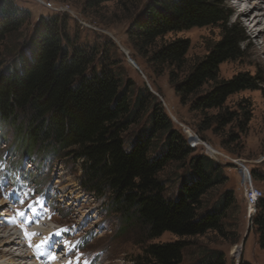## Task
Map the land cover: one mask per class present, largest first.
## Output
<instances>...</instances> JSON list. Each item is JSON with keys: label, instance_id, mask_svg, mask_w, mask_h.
Returning a JSON list of instances; mask_svg holds the SVG:
<instances>
[{"label": "trees", "instance_id": "obj_1", "mask_svg": "<svg viewBox=\"0 0 264 264\" xmlns=\"http://www.w3.org/2000/svg\"><path fill=\"white\" fill-rule=\"evenodd\" d=\"M111 1L86 0L85 7L96 9ZM118 2L124 8L137 6L140 0ZM230 13L221 0H149L127 32L133 49L150 57L155 68L173 69L170 79L182 102L192 99L191 109L203 115L219 111L207 123V128L214 123L216 131L238 123L237 115L224 109L228 99L259 90L261 83L246 73L230 80L220 77L221 65L241 58L240 45L245 42L243 27L227 26ZM66 14L41 16L12 66L0 67V124L14 129L18 152L23 157L54 156L80 163L82 188L99 198L109 196L112 209L122 213L126 225L142 227L145 241L166 233L186 239L220 231L233 194L227 192L211 212H203L204 198L228 182L226 166L195 155L157 99L144 90L134 95V85L124 84L119 63H105L108 54L100 70L94 67L98 47L78 44L70 34ZM31 21L30 10L15 0H0V47ZM217 25L223 26L221 39L179 81L174 71L184 72L190 41L178 38L159 44V40L171 33ZM206 86L209 90L202 93ZM149 107L150 125L126 146L129 132ZM187 161L189 172L178 195L167 196L160 174L171 163L185 166ZM252 173L255 180L264 182L263 174ZM257 211L253 225L264 249V198ZM186 246L183 240L145 244L143 261L183 264ZM204 264L226 262L218 254Z\"/></svg>", "mask_w": 264, "mask_h": 264}, {"label": "rangeland", "instance_id": "obj_2", "mask_svg": "<svg viewBox=\"0 0 264 264\" xmlns=\"http://www.w3.org/2000/svg\"><path fill=\"white\" fill-rule=\"evenodd\" d=\"M148 1L140 0L137 6L122 8L118 0H113L99 8L87 9L86 0H15L20 7L30 10L32 21L9 35L1 45L0 67L12 66L41 16L56 14L45 8L44 2L65 8L72 37L79 45L99 49L94 67L100 70L102 60L108 54L110 60L105 58L109 60L105 63L110 65L115 60L119 63L117 68L123 73L124 84L131 82L134 85V95L144 90L157 99L173 128L187 140L195 155L209 157L226 166L228 182L205 196L203 210L214 211L227 192L233 194V201L224 213L221 230L186 239L166 233L158 239L145 241L142 227L134 223L126 225L122 213L112 209L109 196L99 198L82 188L80 163L54 156L23 157L13 142L14 129L0 124V207L5 209L3 216L9 222L4 225L0 221V227L5 226L0 230V264H5V261L6 264H68L69 260L76 264V256H80V264H145V244H166L178 240L185 241L187 245L183 252V264H204L218 254L224 257L226 264H264V249L258 243L253 225L258 211L255 216H250L243 184L246 169L251 174L252 185L264 194V182L252 176L254 171L264 175V50L259 46L263 40L256 38L264 27V19L258 27L251 25L261 10L252 11V0L241 8L236 0H221L222 7L231 12L227 26L236 24L243 27L245 42L240 45L241 58L221 65L220 77L230 80L246 73L260 78L261 83L259 90L243 91L228 99L224 109L236 114L238 123L216 131L214 123L208 128L207 123L219 111L213 110L207 115L193 111L192 99L182 102L176 93L175 82L170 79L173 69L165 68L161 72L150 63V57H144L133 49L127 32L134 16ZM222 32V25L208 26L171 33L159 40V44L178 38L190 41L184 72L174 71L179 81L189 74L195 63L208 55L212 45L221 39ZM208 90L206 86L202 93ZM150 111L149 107L140 123L131 129L126 146L135 136L147 130ZM188 164V161L185 166L171 163L160 174L167 196L178 195L182 179L189 172ZM21 200L24 202L20 203ZM37 200L40 203H35ZM29 204L33 205L32 209ZM19 211L25 212V216L18 215ZM29 218H34V223H29ZM25 228L38 233L33 238V244H39L51 233L68 229L63 235L71 241L70 250L57 248L55 255L60 263H55L48 251L41 259V253L29 246L24 235ZM5 233L6 237L3 236ZM12 233H16L20 241L10 240H14ZM56 239L59 237H53V240ZM20 253H28L30 257L20 259Z\"/></svg>", "mask_w": 264, "mask_h": 264}, {"label": "snow or ice", "instance_id": "obj_3", "mask_svg": "<svg viewBox=\"0 0 264 264\" xmlns=\"http://www.w3.org/2000/svg\"><path fill=\"white\" fill-rule=\"evenodd\" d=\"M24 201L21 200L20 203H23ZM35 203H40V201H35ZM28 207L30 209L33 208L32 204H29ZM41 207H43V204L41 203ZM3 211H5V209H3L2 207H0V221H6L7 218L3 216ZM18 215H20L21 217L25 216V212L23 211H19ZM29 223H34V218H29ZM68 231V229H64L62 231H57L55 233H51L48 237L44 238L43 240H41V242L39 244H33V238L38 235V233H32L29 232L27 228L24 229V235L27 238L28 242H29V246L30 247H34L37 249V251H39L41 254H43L45 251L51 252V259L52 260H56L57 256L55 255V251L57 250V248H59V250L61 251H67L70 250L69 246L71 245V241H69L67 238L64 237L63 233ZM53 237H59V239L53 240ZM82 255V254H80ZM76 264H80V256H76ZM68 264H72V261L69 260ZM85 264H87V262H85Z\"/></svg>", "mask_w": 264, "mask_h": 264}, {"label": "built area", "instance_id": "obj_4", "mask_svg": "<svg viewBox=\"0 0 264 264\" xmlns=\"http://www.w3.org/2000/svg\"><path fill=\"white\" fill-rule=\"evenodd\" d=\"M43 5L50 11L54 13H67V10L63 7L57 8L51 2L46 3L44 2ZM243 184L245 185V192H246V200L248 203V207L250 210V216H255L258 204L261 199L264 198V194L262 191L254 187L251 183V174L248 170L245 169L243 172Z\"/></svg>", "mask_w": 264, "mask_h": 264}, {"label": "bare ground", "instance_id": "obj_5", "mask_svg": "<svg viewBox=\"0 0 264 264\" xmlns=\"http://www.w3.org/2000/svg\"><path fill=\"white\" fill-rule=\"evenodd\" d=\"M249 1H251V0H236V3L240 6V8H241V6L242 5H244L246 2H249ZM252 3H253V9H252V11H260L261 10V12H260V14H258L255 18H254V21H253V23L251 24V25H253V24H255L256 26L255 27H258V24H260L262 21H263V19H264V0H252ZM252 3H250V5L252 4ZM238 6V7H239ZM263 11V12H262ZM256 38H258V39H262L263 40V43H259V46H260V48L262 49V50H264V27L261 29V30H259V32L257 33V36H256ZM8 212H6V214H7ZM4 223V225L5 224H7V222L8 221H3ZM2 223V222H1ZM0 223V224H1ZM9 223V222H8ZM3 225V226H4ZM3 226L2 227H0V230H2L3 229ZM5 227V226H4ZM11 233V232H10ZM12 235H13V237H14V240L13 239H11L10 238V240H12V241H20V237L19 236H17V234L16 233H12ZM4 237H6L7 236V234L5 233L4 235H3ZM6 243H8V242H6ZM35 244H36V242H35ZM19 245L21 246L22 244L21 243H19ZM1 253V252H0ZM46 253H48L47 251H45L43 254L45 255ZM28 254V253H27ZM27 254H22V253H20V254H18V256H19V258L20 259H27V258H29L30 257V255H27ZM43 254H40L41 256H39V258L41 257V259L42 258H44V255ZM3 258H5V257H3ZM60 260V259H59ZM59 260L58 259H56L54 262L55 263H60L59 262ZM19 262L18 260H15L14 262ZM5 264H6V261L4 262Z\"/></svg>", "mask_w": 264, "mask_h": 264}]
</instances>
